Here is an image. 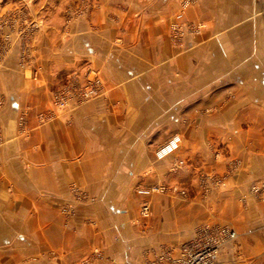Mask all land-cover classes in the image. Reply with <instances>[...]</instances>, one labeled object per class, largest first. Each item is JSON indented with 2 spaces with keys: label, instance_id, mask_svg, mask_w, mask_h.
Masks as SVG:
<instances>
[{
  "label": "crops",
  "instance_id": "1",
  "mask_svg": "<svg viewBox=\"0 0 264 264\" xmlns=\"http://www.w3.org/2000/svg\"><path fill=\"white\" fill-rule=\"evenodd\" d=\"M31 5L45 22L26 62L29 42H0V264H145L144 250L176 253L201 222L237 232L216 264H264V199L249 189L264 176V19L254 42H234L214 34L210 0L189 10L206 27L183 37L170 33L180 0ZM88 69L98 94L56 108ZM213 174L223 183L204 193L198 178ZM161 181L189 198L153 196L141 216L135 188Z\"/></svg>",
  "mask_w": 264,
  "mask_h": 264
},
{
  "label": "rangeland",
  "instance_id": "2",
  "mask_svg": "<svg viewBox=\"0 0 264 264\" xmlns=\"http://www.w3.org/2000/svg\"><path fill=\"white\" fill-rule=\"evenodd\" d=\"M41 2H44L45 0H38ZM211 5L213 7L212 13H214L213 18L211 21H213V26L216 31H214V34L216 33H227L230 34V38L232 37L234 42H254L255 39H257V36L262 32V27L260 25L261 20L264 19V0H210ZM34 3V0H0V42H13L14 41V35L19 38L20 42H29L23 45L22 47V58L23 63L26 62L28 55L31 54V45L30 42H34L37 31L41 28V26L44 24L45 20L41 19L44 17L43 14H40L38 16L32 15L30 12L31 7H33L31 4ZM199 3V0H180V15H182V19L177 22L173 27L170 29V33L177 35L178 37H183V35L187 33H198L202 28H205L207 23L203 20H196V18H191L189 15V10L196 6ZM70 4L74 7L76 6V3L74 1H70ZM36 5V4H35ZM33 9V8H32ZM77 10L73 9V12H76ZM188 12V13H187ZM40 13V12H39ZM186 15V16H185ZM188 15V17H187ZM212 17V16H210ZM208 17V18H210ZM258 23V26L256 25ZM36 33V34H35ZM257 33V34H256ZM94 74L95 70H93ZM92 73V69H88L87 74L85 76L84 82L81 83V81H77L75 83H71V86H66L63 89H60L59 91H56V93H61L62 91H66L65 93L68 95L69 100L80 97V101H87L96 96L100 89V79L96 75H92L91 77L89 74ZM67 88H69L67 90ZM86 88H94L95 93L87 98L82 97L80 92L82 90H86ZM82 89V90H81ZM70 92L71 94H68ZM78 93L80 95H78ZM76 94V95H75ZM54 100V104L56 101V96ZM69 102V101H68ZM68 104V103H67ZM66 104V106H67ZM66 106L58 107L57 104L55 105L56 108H65ZM41 113L48 114L49 118V112H39V115ZM21 117L24 119V124L22 127L23 130L26 129V119H25V113L21 114ZM20 117V118H21ZM41 121V120H40ZM179 138L177 136H173L174 138ZM171 139V140H172ZM163 144L162 146L169 144L170 141ZM180 144V138L178 140L177 146L173 149H177V147ZM160 146L156 153L158 155L159 149L162 147ZM244 147V146H243ZM173 150L169 151L165 155L171 153ZM246 153H248V150L244 147L242 149V155L245 156ZM164 155V156H165ZM159 157V156H158ZM162 157V156H160ZM183 168H188L187 162L182 158L178 159L176 162H173L170 166V171L174 172V170H178ZM198 182L200 186L202 187L201 190L205 193L206 191H209L211 187L213 188H219L223 180L219 175L213 174L209 176V179L211 183H208L207 186V175H204L202 177L198 178ZM264 183V176L260 177L259 179L254 180L250 183L249 189L251 193L254 195L257 199H264V190L263 192L255 193L252 190V186L255 184H262ZM136 187V186H135ZM147 191V192H145ZM135 195L139 196L140 203H139V214L141 216H148L151 214V198L154 197H161V196H172L176 197L177 199L185 200L189 198V191L182 187V185H176L172 183H168L165 181L157 182V183H150L149 185L142 187L138 186L135 188ZM77 197L79 199L83 200H89L90 195L87 192L81 191V194H78ZM149 205V212L148 215H145L142 211L144 204ZM200 224L197 226L199 227ZM223 225V224H220ZM227 225V224H225ZM231 240V239H230ZM230 240L226 241L229 242ZM224 242L223 245L226 243ZM222 246V245H221ZM181 248V247H180ZM220 250V248H219ZM180 252V249L178 252L174 253L169 248H161L160 251H157L151 258L148 255V253L144 250L142 253L143 259L145 261V264H157L159 263L161 257L166 254H175L177 255ZM219 253V251H218ZM217 253V254H218ZM217 256V255H216ZM100 258V256H99Z\"/></svg>",
  "mask_w": 264,
  "mask_h": 264
},
{
  "label": "built area",
  "instance_id": "3",
  "mask_svg": "<svg viewBox=\"0 0 264 264\" xmlns=\"http://www.w3.org/2000/svg\"><path fill=\"white\" fill-rule=\"evenodd\" d=\"M68 89L69 88H67V90ZM65 92L66 91H62L61 93L55 94V105L57 104L58 107L66 106L69 101L68 95ZM95 92L94 88H86V90H82L80 94L82 97L89 98ZM68 94L71 93L68 92ZM80 94L78 93V95ZM78 99L80 100V97H78ZM47 117L48 114L41 113L39 115V120L44 121ZM23 119V117L20 118L22 127H24ZM178 140L179 138L175 137L169 144L162 146L158 151V156H164L166 153L173 150L177 146ZM252 190L255 193L263 192L264 183L260 185L255 184L252 186ZM78 194H81V191H78ZM142 210L145 215H148L149 205L145 203ZM236 235V230L228 225L203 223L196 229L195 235L181 245L180 252L177 255H163L157 264H216L215 257L221 245L234 238Z\"/></svg>",
  "mask_w": 264,
  "mask_h": 264
}]
</instances>
